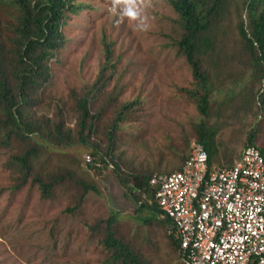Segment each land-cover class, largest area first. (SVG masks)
<instances>
[{"label":"trees","instance_id":"16d2710c","mask_svg":"<svg viewBox=\"0 0 264 264\" xmlns=\"http://www.w3.org/2000/svg\"><path fill=\"white\" fill-rule=\"evenodd\" d=\"M166 1L178 16L182 31L175 42L177 52L185 58L192 75L190 86L180 87L178 91L201 115L194 125V141L204 147L208 169L232 166L247 146L256 147L264 158V145L257 143L259 128L264 123V0H242L245 14L238 17L235 25L242 41L243 58L237 62L242 68L234 71V75L240 86L241 83L245 86H238L237 91L236 78H229L233 80L228 86L225 78L229 74L220 77L227 68L224 69L226 56L218 48L217 38L234 0ZM235 5L238 10V4ZM85 7L86 4L76 0H0V150L9 153L5 166L16 181L12 188L29 184L37 187L41 199H53L54 191L67 181L78 190L73 206L65 208L71 215L80 213L88 193L98 192L95 182L105 172H113L136 205L138 220L145 224L155 222L164 228L170 249L179 256L177 235L170 220L160 217L162 213L154 199L155 187L149 184L150 177L160 173L124 170L109 158L116 150L114 134L131 121L140 103L139 98L120 100L122 88H118L115 79L118 58L114 57L112 41L102 35L103 61L90 84L83 85L79 91L71 90L68 101L51 94L52 65L60 62L68 42L64 27ZM205 64L213 68L211 73ZM222 93L224 98L214 99ZM226 103L234 104L235 110L244 115L263 114V118L250 129L239 154H232L228 148L220 156L217 128L208 119L212 112L218 115ZM47 108L50 113H44ZM68 113L74 117L73 127L67 124ZM101 137L106 140L103 146ZM75 145L85 148V155L92 158L86 162L83 156L85 171L92 180L68 168L45 172L37 167L40 156ZM188 155L189 152L182 157L181 167ZM169 173L172 172L164 174ZM119 218V211L110 210L108 216L85 224L105 255L101 264H151L140 249L121 237Z\"/></svg>","mask_w":264,"mask_h":264},{"label":"rangeland","instance_id":"374dc122","mask_svg":"<svg viewBox=\"0 0 264 264\" xmlns=\"http://www.w3.org/2000/svg\"><path fill=\"white\" fill-rule=\"evenodd\" d=\"M76 1L87 7L64 27L68 42L60 62L52 65V96L68 101L71 90L79 91L95 79L103 61L100 40L105 34L118 58L115 79L122 88L120 100H140L131 121L114 134L116 150L109 158L129 171L177 170L194 141V125L201 119L194 104L178 91L192 81L190 67L175 45L182 33L178 16L166 0H152V7L146 10L151 27L141 32L134 21H121L112 11L110 0ZM241 4L242 0H234L217 34L218 48L226 56L223 66L227 68L220 77L229 74L225 78L228 86L233 80L229 78H236V91L245 86H240L234 75L242 68L238 59L243 58L242 41L235 28L238 17L245 14ZM204 66L211 73L213 68ZM221 98L223 93L214 96ZM45 112L51 110L47 108ZM260 118L263 114L244 115L235 110L234 104L227 103L218 115L212 112L208 122L217 128L219 155L228 148L232 154H239L248 132ZM67 119L68 126L73 127L71 113ZM259 130L257 143L264 145V123ZM101 138L103 146L106 140ZM8 154L0 150V264H101L105 255L85 224L108 216L110 210L120 213L121 237L140 249L151 264H183L177 252L170 249L164 228L138 220L136 205L115 173L105 172L95 182L98 192L88 193L80 213L70 215L65 208L75 203L77 187L65 181L54 191L53 199H41L37 187L29 184L12 188L16 181L5 166ZM85 154L87 150L79 145L58 148L40 156L37 167L45 172L68 168L92 180L85 171Z\"/></svg>","mask_w":264,"mask_h":264},{"label":"built area","instance_id":"2783aa9c","mask_svg":"<svg viewBox=\"0 0 264 264\" xmlns=\"http://www.w3.org/2000/svg\"><path fill=\"white\" fill-rule=\"evenodd\" d=\"M207 160L194 141L181 169L149 179L160 217L170 220L177 235L181 261L264 264L263 156L247 146L230 167L208 169Z\"/></svg>","mask_w":264,"mask_h":264},{"label":"clouds","instance_id":"9594fccd","mask_svg":"<svg viewBox=\"0 0 264 264\" xmlns=\"http://www.w3.org/2000/svg\"><path fill=\"white\" fill-rule=\"evenodd\" d=\"M112 11L123 21L135 22L138 31L145 32L151 27L146 10L152 7V0H110Z\"/></svg>","mask_w":264,"mask_h":264}]
</instances>
